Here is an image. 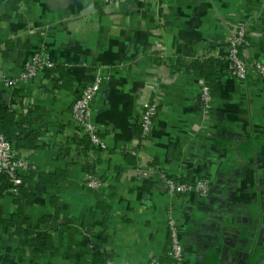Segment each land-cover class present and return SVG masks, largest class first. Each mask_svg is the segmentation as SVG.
Returning <instances> with one entry per match:
<instances>
[{
	"label": "crops",
	"instance_id": "0c3cea01",
	"mask_svg": "<svg viewBox=\"0 0 264 264\" xmlns=\"http://www.w3.org/2000/svg\"><path fill=\"white\" fill-rule=\"evenodd\" d=\"M240 26L242 58L264 59V0H0L2 133L34 167L20 195L0 189V264H176L169 215L184 264H264V80L229 72ZM38 51L54 66L7 86ZM97 71L102 148L71 118ZM162 175L209 195L171 196Z\"/></svg>",
	"mask_w": 264,
	"mask_h": 264
},
{
	"label": "built area",
	"instance_id": "2783aa9c",
	"mask_svg": "<svg viewBox=\"0 0 264 264\" xmlns=\"http://www.w3.org/2000/svg\"><path fill=\"white\" fill-rule=\"evenodd\" d=\"M246 35L245 27L240 26L239 29L228 38L229 46L225 60L228 64L229 72L237 79L245 80L249 71H253V73L264 80V59L247 62L240 54L241 49L247 44ZM53 66L54 63L51 62L42 51H38L33 53L31 57L25 61L23 70L19 73L18 77L4 79V82L7 86H14L19 82L27 83L29 80L38 77L44 69L52 68ZM104 79L105 76L100 71H97L93 80L81 88L78 97L75 98L71 105L72 120L82 129L90 144L101 148L104 146L103 142L99 138L97 127L91 121V103L100 90V86ZM200 90V98L202 99L203 107L205 111H208L211 108L209 88L204 84ZM156 113L157 109L155 103L148 102L143 104L139 117L142 137L148 135ZM33 168L34 167L26 158L18 156V151L13 139H8L5 135L0 133V175H5L11 183L12 187L9 191L17 195L19 186L23 183L21 172ZM86 178L89 179L90 185H98L97 179L93 178L91 175H86ZM162 178L164 179L168 194L171 196L193 191L199 197L203 198L206 197L209 192V181L206 179L198 180L193 183H184L171 177L167 178L163 175ZM167 223L169 230V247L166 255L176 264H184V245L180 239L177 224L171 215L168 216ZM104 264H112V261L106 260ZM145 264H158V262L149 261Z\"/></svg>",
	"mask_w": 264,
	"mask_h": 264
},
{
	"label": "trees",
	"instance_id": "16d2710c",
	"mask_svg": "<svg viewBox=\"0 0 264 264\" xmlns=\"http://www.w3.org/2000/svg\"><path fill=\"white\" fill-rule=\"evenodd\" d=\"M0 115H2V111H0ZM3 131V127L0 123V133L5 135L8 139H11L7 134L2 133ZM23 178V177H22ZM12 187L11 183L9 182V180L7 179V177L5 175H0V189L2 190H9ZM25 189L24 187V181L23 183L19 186L18 189V194L20 195L21 192ZM209 195V192L207 194V196ZM184 241V240H183ZM106 261V257L101 260V262L99 264H104Z\"/></svg>",
	"mask_w": 264,
	"mask_h": 264
}]
</instances>
